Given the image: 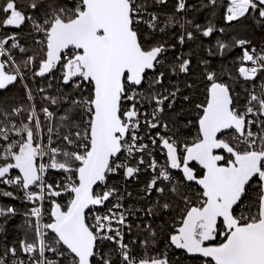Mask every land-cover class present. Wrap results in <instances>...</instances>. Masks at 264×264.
Returning <instances> with one entry per match:
<instances>
[{"label": "trees", "instance_id": "1", "mask_svg": "<svg viewBox=\"0 0 264 264\" xmlns=\"http://www.w3.org/2000/svg\"><path fill=\"white\" fill-rule=\"evenodd\" d=\"M255 1L258 9L249 10L235 21H228V0H130L133 30L138 34L143 50L149 52L160 48L164 51L156 73L147 76L145 89L167 93L172 105L163 122L167 131L181 143L194 141L195 144L200 141L198 121L201 109L208 103L210 86L216 83L232 92L235 111L241 112L249 105L257 107L264 128V73L252 81H243L240 73L248 65V57L253 49L264 52V6ZM79 10L77 1L0 0V55L7 60L2 53L3 48L17 61L26 79L24 85L18 76L14 84L0 90V119L5 130L0 136V170L17 162H38L39 137L35 114L42 126L44 144L49 148L54 135L47 132L49 122L45 109L55 115L54 129L58 138L56 136L54 140L62 148L67 149V138L72 143H80L78 136L86 131V138L89 137L90 129L85 124L80 99L88 94L93 98L91 85L75 76L70 77L74 81L66 84L62 70L45 80L37 78L46 61L53 24L58 20H74ZM13 14L24 19L20 29L7 27ZM139 18L143 22H138ZM70 58H74V55ZM210 76L213 77L212 82L208 80ZM224 140L232 147L221 150L226 164L233 161V155L246 154L235 133L225 135ZM152 144L148 143V150L142 155L147 167L150 166V159L159 157V144H155V147ZM87 145L89 148V142ZM45 151L48 152L47 149ZM50 153L57 167L76 165L74 178L78 184V171L83 164H73V161L61 155ZM62 175L63 172L51 173L50 187L56 179H63ZM151 177L144 167L136 180L127 181L124 174L119 172L109 181V188L120 196L134 229L130 237L134 253L138 256L151 254L149 261L166 257L169 264H209L192 261L184 254L177 253L169 242L190 208L202 205L201 190L187 185L183 176L177 174L175 177L182 182L180 188L173 193L168 186L163 195L157 194L155 189L149 191ZM18 179L17 173L0 177V264H15V257L23 259V244L32 247L34 256L39 252V246L38 249L33 247L38 234L34 225L30 224L32 203L23 198V189L14 183ZM260 185L257 180L247 190L243 202L235 211H239L235 217L245 224L259 218ZM102 195V189H97L95 196ZM71 199L65 196L59 202L63 210ZM51 200L47 202L50 223L53 222ZM201 230L203 226L200 224L197 233ZM57 250L64 254V259L58 264H77L65 248L59 247ZM101 252L95 255L93 264H120L121 258L112 244L101 248ZM13 253L17 256L14 257Z\"/></svg>", "mask_w": 264, "mask_h": 264}, {"label": "water", "instance_id": "2", "mask_svg": "<svg viewBox=\"0 0 264 264\" xmlns=\"http://www.w3.org/2000/svg\"><path fill=\"white\" fill-rule=\"evenodd\" d=\"M80 1L84 11L70 22L56 21L49 33L46 61L37 78L45 80L57 74L63 56L74 51L83 75L79 76L93 88L94 115L90 130V149L78 171L79 185L69 192L58 193L48 187L56 200L72 197L67 210L52 202L53 222L51 233L74 257L78 264H93L96 241L86 223L91 210H101L110 197H95L103 184L109 164L121 155L128 125L120 119V107L125 87L140 89L148 75L157 71L163 49L143 50L138 34L132 26L130 0H68ZM23 18L14 14L7 27L20 29ZM70 66L66 67L64 82L71 83ZM232 93L219 83L210 86L208 103L201 109L198 121L201 141L187 152L183 165L178 164L175 150L164 147L173 174H181L187 185L195 186L206 201L202 207H192L183 223L170 238L171 247L192 261L212 264H264V156L233 155L225 164V155L217 154L218 141L229 133L244 137L246 121L234 112ZM232 154V153H231ZM196 165L203 172L196 177L191 169ZM17 173L24 182V190L31 191L39 182L36 161L17 162L0 170V177ZM261 183L259 220L242 225L235 217L236 209L243 202L247 190L256 182ZM203 224L201 233L198 226ZM223 224L224 233L217 245L218 228ZM114 243V242H113ZM139 264H169L167 260Z\"/></svg>", "mask_w": 264, "mask_h": 264}, {"label": "built area", "instance_id": "3", "mask_svg": "<svg viewBox=\"0 0 264 264\" xmlns=\"http://www.w3.org/2000/svg\"><path fill=\"white\" fill-rule=\"evenodd\" d=\"M235 8L239 9L240 7L238 4L232 3L228 6L227 12L231 15L233 14V9ZM248 8L253 10L258 9L256 1H251ZM262 15L264 16V10L262 11ZM138 22H143V19L139 18ZM1 50L8 60L9 58L12 59L11 55L4 51L3 48H1ZM68 59L69 58L67 56L65 58L66 62ZM9 62L13 64L12 60H9ZM240 73L243 81H252L264 73V52H262L261 49H253L248 57V65L243 67L240 70ZM18 76L23 81V77L20 73ZM212 79L213 77L210 76L208 78L209 82H212ZM146 82L147 79L145 80L144 86L140 89L130 88L125 93L123 98V103L127 105L129 112V128L127 137L122 144L121 156L110 164L104 182L98 188L102 189L103 195L99 197L96 196L97 198L109 196L110 200L103 209L91 210L86 217L87 227L96 241V255L101 252V248L108 244H112L116 247V250L121 258L120 264H139L141 262L149 261V255L151 254L138 256L137 253H134V246H132L130 242V237L134 229L132 228L126 207L123 206V202L120 200V196L109 188V181L113 177H116L119 172L124 174L127 181H130L131 179L136 180V177L140 174L143 168L146 167L152 176L149 180V191H154L155 189L157 194L163 195L166 188L169 186L172 192L175 193L182 185V182L179 178L175 177L177 174H173L170 171V164L167 153L164 151V147L170 146L174 149L181 164L184 161V157L188 150L191 148L192 144H194V141L186 144L181 143L180 140L167 131V126L163 122V118L171 109V99L167 98L166 92L163 93L157 90L149 91L148 89H145ZM168 102L169 104H167ZM80 103L84 111L85 124L90 129L94 115L93 100L88 94V96H84L80 99ZM233 112L238 118L246 121L244 138L241 139L236 134L238 139H240L239 141L241 142V147L244 148L246 154L263 156L264 128L261 121L260 110L253 105H249L241 112H237L234 109ZM44 113L49 122L47 132L49 135L54 136L51 137L53 139L52 141L50 138L51 142L49 148H46L42 137V126L38 116L35 114L34 121L38 127L39 137V156L37 163L39 182L34 189L28 192L24 191V182L20 178L14 182L16 186L23 189L25 192L23 198L31 200L32 207L30 210V224H33L37 230V244L39 246V252L36 256H34L32 247L23 244L21 252L24 258H17L15 257L17 254L13 253L15 257V264H58L60 263V260L64 259V254L58 253L57 250L59 247L63 246L57 237L51 233V223L48 220L49 210L47 208V202L50 198L55 200L53 199L51 192L48 191V187H50L49 176L51 173L63 172V179H56V181H53L51 188L58 193L69 192L76 189L78 186L77 181L74 178V172L77 169L76 165L71 167H69V165L65 167H57V164L53 161L50 152L56 153L63 156L65 159L73 161V164H82L85 161L86 154L90 149V135L87 139V131L84 135L78 136L80 143H72L67 138L66 143H69L67 144V149L59 146L54 140L58 138V133L54 129L55 115L49 109H45ZM202 115L203 114H201V117ZM4 132L5 130L2 128V122L0 119V136ZM87 141L89 142V148ZM149 142H152V146L154 147L155 144L158 143L160 150L157 149L159 157H153L150 159V166L147 167L142 155L148 150ZM45 149H47L48 152H46ZM63 198L56 199V201L59 203ZM71 203L72 199L65 210L70 207ZM201 204L202 205L198 207L205 205L203 197ZM239 221L242 220L239 219ZM135 241L137 242V240ZM47 250L49 252V256L47 255ZM68 255L70 256V254ZM52 258H55V261ZM155 260L169 261L166 257L152 258L151 261Z\"/></svg>", "mask_w": 264, "mask_h": 264}, {"label": "rangeland", "instance_id": "4", "mask_svg": "<svg viewBox=\"0 0 264 264\" xmlns=\"http://www.w3.org/2000/svg\"><path fill=\"white\" fill-rule=\"evenodd\" d=\"M229 1H232V0H229ZM251 1H255V0H236L235 2H239L238 6L240 8L239 9H237V8L233 9L232 15L234 17L228 18V21H233V20H236L237 18H239L241 16V14L246 10V8H248L250 6ZM258 2H260L261 5L264 6V0H258ZM1 58H2V56L0 55V90L10 86L11 84H14L15 81L17 80L19 73L22 75L23 81H24L23 82L20 79L21 80L20 82L25 85L26 79H25V76L22 73V71L19 70L17 61L15 62V59L13 57H11L12 59L9 58V60H12V62H13V64H11L7 58H6L7 59L6 61L4 60V58H2V59ZM32 62H34V61H32ZM74 68L73 67L71 68V70L74 71V76L79 75V67L77 66ZM26 151H27V149H26ZM36 152H37V150L35 151V154H36ZM38 154H39V152H38ZM69 167H71V165H69ZM73 172H72V176H73ZM24 195H25V192L23 194V197H24ZM33 247H34V249H38V244L37 243L33 244Z\"/></svg>", "mask_w": 264, "mask_h": 264}, {"label": "flooded vegetation", "instance_id": "5", "mask_svg": "<svg viewBox=\"0 0 264 264\" xmlns=\"http://www.w3.org/2000/svg\"><path fill=\"white\" fill-rule=\"evenodd\" d=\"M77 3H78V5H80V10H79V14L77 15V17L81 14V13H83V11H84V5H83V3L82 2H80V1H77ZM76 17V18H77ZM75 18V19H76ZM70 53V54H69ZM68 54V56H71V54H72V51L71 52H69ZM74 54V53H73ZM78 56V53L77 52H75V56H74V58H76ZM74 58L73 59H70L71 61V63L70 64H72V67L74 68V67H79V76H82L83 75V70L81 69V67H80V65H79V63H78V61H74ZM75 69V68H74ZM92 87V86H91ZM130 89V87L129 86H126L125 87V93L128 91ZM119 116H120V119H121V121H122V124L123 125H126V121H127V118H128V107H127V105H125L124 103H122L121 104V107H120V114H119ZM228 135V134H227ZM223 139L221 140H219L218 141V145H217V147H216V153L217 154H219V153H221V154H223L222 153V151L221 150H224V149H228V148H231L232 149V147L231 146H229L228 144H226V142H225V136L224 137H222ZM200 141H201V138H200ZM200 141H197V143H195V144H193L191 147H193L194 145H196V144H198ZM219 145H220V147H219ZM224 155V154H223ZM185 158V157H184ZM231 161H229V163H230ZM183 163H184V161L181 163V165H183ZM228 163V164H229ZM225 164H226V162H225ZM227 165V164H226ZM191 169L192 170H194L195 172H196V177H198V178H202L203 177V175H204V172L199 168V167H197L196 165H192L191 166ZM56 201V200H55ZM237 212H235V214H236ZM241 223H242V225H246L245 223H243L242 221H241ZM201 224V223H200ZM222 223H220V225H221ZM202 226H203V224H201ZM220 225H219V228H218V239H217V245H219L220 244V239H221V236H222V234L224 233V227H223V224H222V226L220 227ZM200 226V225H199ZM219 229L221 230V233H219L220 231H219ZM202 232V230L200 231V232H198V233H201ZM169 242H170V240H169Z\"/></svg>", "mask_w": 264, "mask_h": 264}, {"label": "crops", "instance_id": "6", "mask_svg": "<svg viewBox=\"0 0 264 264\" xmlns=\"http://www.w3.org/2000/svg\"><path fill=\"white\" fill-rule=\"evenodd\" d=\"M232 1H236V0H232ZM246 12H247V9L241 14V16L240 17H242L243 15H245L246 14ZM14 15V14H13ZM11 18V17H10ZM9 21V20H8ZM23 24H24V19H23ZM23 26V25H22ZM262 113H263V115H264V106H263V110H262Z\"/></svg>", "mask_w": 264, "mask_h": 264}, {"label": "bare ground", "instance_id": "7", "mask_svg": "<svg viewBox=\"0 0 264 264\" xmlns=\"http://www.w3.org/2000/svg\"><path fill=\"white\" fill-rule=\"evenodd\" d=\"M239 12V11H238ZM237 16V15H236ZM102 253V252H101ZM101 257V255H99Z\"/></svg>", "mask_w": 264, "mask_h": 264}]
</instances>
